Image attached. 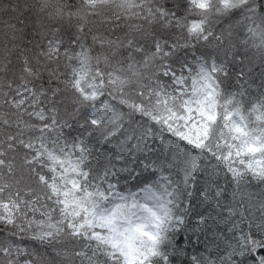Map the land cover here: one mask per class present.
I'll return each instance as SVG.
<instances>
[{
	"label": "trees",
	"instance_id": "16d2710c",
	"mask_svg": "<svg viewBox=\"0 0 264 264\" xmlns=\"http://www.w3.org/2000/svg\"><path fill=\"white\" fill-rule=\"evenodd\" d=\"M200 1L0 0V264H140L86 226L135 197L153 213L147 189L166 215L144 264H264V0ZM198 65L215 118L195 146L167 118Z\"/></svg>",
	"mask_w": 264,
	"mask_h": 264
},
{
	"label": "rangeland",
	"instance_id": "374dc122",
	"mask_svg": "<svg viewBox=\"0 0 264 264\" xmlns=\"http://www.w3.org/2000/svg\"><path fill=\"white\" fill-rule=\"evenodd\" d=\"M205 2L206 0H201L200 3L204 5ZM58 18L60 16L56 17V19ZM0 22L2 25L10 23L8 20H1ZM33 37V41H40L38 33H35ZM197 68V72L191 74L189 78L179 77L176 79L175 86L178 88L179 94L186 95L182 101L183 112L181 115H176L172 111L167 120L174 124V130L179 137L192 145L200 146L208 132L209 123L215 118V103L213 101L214 84L210 74L204 71L200 65ZM79 78L91 91L92 97L97 98L98 88L89 72L84 71ZM228 131L234 138L243 137L235 149V153L240 159L250 158V162L247 163L248 168L255 167L258 162L255 156L258 154L261 144L258 145L250 137L244 136L245 127L236 117L228 120ZM251 156L254 157L253 161ZM66 173L74 176L70 178L69 183L70 187L76 190L78 187L75 179L76 171L67 170ZM124 199L125 197H120L119 203H123ZM140 200L154 206L153 213L151 210L140 209V207L139 211H136L137 200L135 197L129 202L127 212L124 210V205L118 206L116 212H110L109 209H103L99 213L93 212L86 227L96 231L94 238L97 239L103 238L101 231H104L107 234L109 246L125 261L144 264L152 255V250L146 247L144 240L154 242L157 239V230L153 226V215L155 214L162 219L166 215V210L159 205L161 203L160 198L150 189L141 193ZM140 237L143 240L140 241Z\"/></svg>",
	"mask_w": 264,
	"mask_h": 264
}]
</instances>
